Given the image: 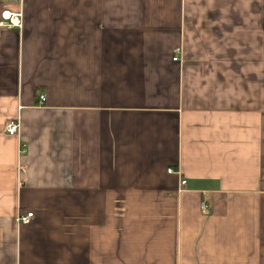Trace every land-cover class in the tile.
Masks as SVG:
<instances>
[{
  "label": "crops",
  "instance_id": "obj_1",
  "mask_svg": "<svg viewBox=\"0 0 264 264\" xmlns=\"http://www.w3.org/2000/svg\"><path fill=\"white\" fill-rule=\"evenodd\" d=\"M9 6L0 264H264V0Z\"/></svg>",
  "mask_w": 264,
  "mask_h": 264
},
{
  "label": "built area",
  "instance_id": "obj_2",
  "mask_svg": "<svg viewBox=\"0 0 264 264\" xmlns=\"http://www.w3.org/2000/svg\"><path fill=\"white\" fill-rule=\"evenodd\" d=\"M4 2H9L11 0H3ZM21 3L23 0H20ZM24 27V14L23 11L13 12L11 10L5 9L0 14V31L1 30H22ZM180 52V51H178ZM178 58H175L174 61H177ZM46 101L45 96L40 97V102L43 104ZM20 131V124L18 120H11L6 126V132L11 137H16L19 135ZM170 174H174V170L170 169L168 171ZM186 181H182V185H186ZM207 207L205 205L202 206V211L206 212ZM34 218L33 213H26V214H20L17 217V223L19 225H28L32 222V219Z\"/></svg>",
  "mask_w": 264,
  "mask_h": 264
},
{
  "label": "rangeland",
  "instance_id": "obj_3",
  "mask_svg": "<svg viewBox=\"0 0 264 264\" xmlns=\"http://www.w3.org/2000/svg\"><path fill=\"white\" fill-rule=\"evenodd\" d=\"M15 1L17 0H11L9 2H4L3 0H0V14L3 10L7 8L9 9L10 7L9 5H11ZM197 48H199V52H195V53H198L199 55L203 54L205 51L207 52L209 51V54H205V55L203 54L205 57H235V47L233 46L197 47ZM236 50H237V47H236ZM199 55H196V57H198ZM190 56H194V54L193 53L189 54V52L187 51L186 57H190ZM253 57H264V46L260 45V46L254 47Z\"/></svg>",
  "mask_w": 264,
  "mask_h": 264
}]
</instances>
